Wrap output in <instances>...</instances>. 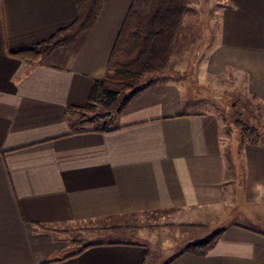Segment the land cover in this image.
<instances>
[{
	"label": "crops",
	"instance_id": "1",
	"mask_svg": "<svg viewBox=\"0 0 264 264\" xmlns=\"http://www.w3.org/2000/svg\"><path fill=\"white\" fill-rule=\"evenodd\" d=\"M135 1L103 0L90 31L32 65L9 52L73 25L76 1L0 0V264H149L137 243L73 256L58 229L164 211L202 232L190 242L221 232L207 255L182 252L169 264H264V230L251 218L264 209V0H218L219 36L199 70L230 81L261 116L262 139L236 153L222 113L173 79L141 88L114 131H73L80 113L70 109L86 108L108 74Z\"/></svg>",
	"mask_w": 264,
	"mask_h": 264
},
{
	"label": "rangeland",
	"instance_id": "2",
	"mask_svg": "<svg viewBox=\"0 0 264 264\" xmlns=\"http://www.w3.org/2000/svg\"><path fill=\"white\" fill-rule=\"evenodd\" d=\"M218 0H192V5L183 21L181 31L172 47L170 61L165 70L146 75L136 89L158 81L173 79L182 82L193 100L206 101L208 109L217 108L223 115L230 130L233 152L239 144L253 143L262 136L257 134L261 126V116H257L256 107L249 102L237 99L238 90H231V82H223L209 75L211 81H205V72L199 71L208 61V54L213 51V40L218 38L220 11ZM138 12L144 23L148 22L143 0H140ZM132 55L122 57L124 64ZM202 66V67H201ZM114 75V71L109 73ZM130 93L122 96L119 103L111 110L98 105L93 113H80L77 121L84 123V129H95L107 123H113L123 101ZM239 98L240 95H238ZM241 122L247 132L239 125ZM240 126V127H239ZM252 131L255 135H252ZM254 226L264 230V209L254 212ZM60 236L73 242L72 251L99 242H123L144 244L150 249L149 264H169L173 256L185 252L193 243L192 237L202 234L189 227L177 225L171 212H157L130 216L102 225H64L58 229Z\"/></svg>",
	"mask_w": 264,
	"mask_h": 264
},
{
	"label": "trees",
	"instance_id": "3",
	"mask_svg": "<svg viewBox=\"0 0 264 264\" xmlns=\"http://www.w3.org/2000/svg\"><path fill=\"white\" fill-rule=\"evenodd\" d=\"M78 7V19L70 27L58 31L51 39L32 48L19 51H10L11 57L26 61L32 65L40 64L54 50L75 44L83 35L96 24L103 6V0H75ZM140 0H136L131 7L126 21L122 27L116 46L112 53L108 74L96 80L90 101L84 109H70L73 112L93 113L100 104L106 110H111L119 103L122 96L130 93L121 105L119 115L124 108L142 90L136 89L143 78L148 74L162 72L169 64L172 47L181 31L184 18L188 13L192 0H143L148 22L145 24L141 18L138 7ZM124 64L122 57L132 55ZM114 71V75L109 73ZM242 129H248L239 122ZM79 121L72 123L76 133L87 132ZM110 126L105 123L93 129L95 132H111ZM240 127V126H239ZM255 135V132H251ZM221 237V232L209 239L189 244L185 252L197 255H207ZM80 249L76 254L85 250Z\"/></svg>",
	"mask_w": 264,
	"mask_h": 264
}]
</instances>
